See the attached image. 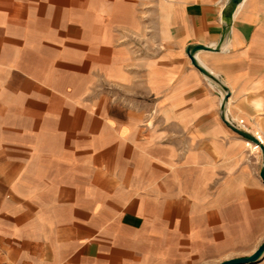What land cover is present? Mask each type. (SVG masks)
<instances>
[{
    "label": "crops",
    "instance_id": "crops-1",
    "mask_svg": "<svg viewBox=\"0 0 264 264\" xmlns=\"http://www.w3.org/2000/svg\"><path fill=\"white\" fill-rule=\"evenodd\" d=\"M226 1L0 0V264L264 242L263 157L224 122L264 147V0Z\"/></svg>",
    "mask_w": 264,
    "mask_h": 264
},
{
    "label": "water",
    "instance_id": "water-1",
    "mask_svg": "<svg viewBox=\"0 0 264 264\" xmlns=\"http://www.w3.org/2000/svg\"><path fill=\"white\" fill-rule=\"evenodd\" d=\"M242 2V0H227L226 4L223 9V18L225 22L228 24L230 22L231 16L238 7V5ZM214 49H211L210 47L202 46V45H192L188 46L185 49V53L190 60L191 65L198 70L200 74H202L205 77L212 78L211 75L196 61L194 54L198 51H213ZM227 99V94L223 97L222 103ZM221 103V105H222ZM224 120V118H223ZM224 122L227 124V126L230 128L232 132H234L236 135L241 137L242 139L248 141L249 143L255 145L258 147L262 157H263V165L260 171V178L262 182L264 183V147L260 140H258L255 136L231 125L229 122L224 120ZM264 252V242L259 245V247L253 251L249 256L247 257H240V258H233L228 259L223 262H220L218 264H254L258 261L259 257Z\"/></svg>",
    "mask_w": 264,
    "mask_h": 264
},
{
    "label": "rangeland",
    "instance_id": "rangeland-1",
    "mask_svg": "<svg viewBox=\"0 0 264 264\" xmlns=\"http://www.w3.org/2000/svg\"><path fill=\"white\" fill-rule=\"evenodd\" d=\"M233 255L234 256H228V257H225V258H218V259L214 258V259H212V261H210V260H202V259H190L188 264H218V263L223 262V261L228 260V259L240 258L241 257V256H235L236 255L235 253H233ZM263 258H264V252L259 257L258 261H260ZM258 261H257V263H258Z\"/></svg>",
    "mask_w": 264,
    "mask_h": 264
},
{
    "label": "built area",
    "instance_id": "built-area-1",
    "mask_svg": "<svg viewBox=\"0 0 264 264\" xmlns=\"http://www.w3.org/2000/svg\"><path fill=\"white\" fill-rule=\"evenodd\" d=\"M258 140H259V138L258 137H256ZM261 142V141H260Z\"/></svg>",
    "mask_w": 264,
    "mask_h": 264
},
{
    "label": "bare ground",
    "instance_id": "bare-ground-1",
    "mask_svg": "<svg viewBox=\"0 0 264 264\" xmlns=\"http://www.w3.org/2000/svg\"><path fill=\"white\" fill-rule=\"evenodd\" d=\"M257 147V146H256ZM258 148V147H257Z\"/></svg>",
    "mask_w": 264,
    "mask_h": 264
}]
</instances>
